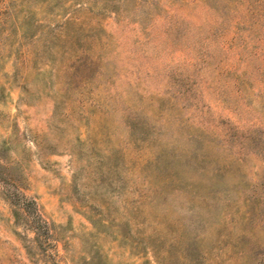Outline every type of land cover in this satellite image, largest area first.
<instances>
[{"label": "rangeland", "instance_id": "1", "mask_svg": "<svg viewBox=\"0 0 264 264\" xmlns=\"http://www.w3.org/2000/svg\"><path fill=\"white\" fill-rule=\"evenodd\" d=\"M0 264H264V0H0Z\"/></svg>", "mask_w": 264, "mask_h": 264}]
</instances>
